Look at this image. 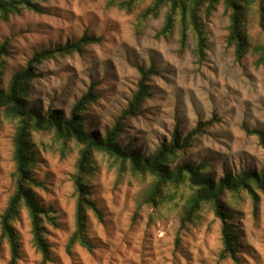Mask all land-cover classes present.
<instances>
[{
	"label": "clouds",
	"instance_id": "obj_1",
	"mask_svg": "<svg viewBox=\"0 0 264 264\" xmlns=\"http://www.w3.org/2000/svg\"><path fill=\"white\" fill-rule=\"evenodd\" d=\"M0 264H264V0H0Z\"/></svg>",
	"mask_w": 264,
	"mask_h": 264
}]
</instances>
